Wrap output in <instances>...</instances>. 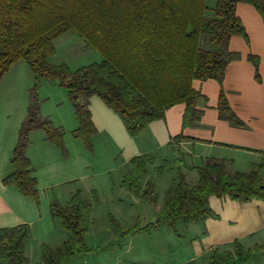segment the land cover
Returning <instances> with one entry per match:
<instances>
[{
  "label": "trees",
  "instance_id": "trees-1",
  "mask_svg": "<svg viewBox=\"0 0 264 264\" xmlns=\"http://www.w3.org/2000/svg\"><path fill=\"white\" fill-rule=\"evenodd\" d=\"M0 0V80L10 66L22 59L34 76L29 92L26 116L22 120L16 143L9 158L10 172L2 179L19 193L37 196V181L26 155L29 133L44 131L64 157L68 156L63 131L39 114L37 88L42 79L58 81L67 89L74 108L77 127L72 131L84 146L92 149L95 127L87 99L98 96L123 121L127 132L135 137L150 121L162 119L164 112L176 103H184L182 127L195 122L200 115L196 101L200 93L192 88L194 79L221 81L227 62V46L232 35L245 36L235 14L238 2L251 4L264 23V0ZM75 31L102 59L71 71L65 63L52 64L54 39L66 30ZM204 37L215 45L204 48ZM257 68V58L249 55ZM257 75V71H256ZM219 116L234 126L242 121L232 111L224 92L218 99ZM183 138L177 135L175 140ZM153 159L145 154L129 160L131 168L121 184L140 200L155 203V183L148 177ZM162 169V166L159 167ZM195 181H188L181 168L164 191L163 204L156 218L141 224L138 218L122 225L111 214L108 220L113 236L108 248L132 233L149 235L159 225L176 232L178 222L217 217L209 207L210 196H228L232 201L252 198L264 201V183L260 174L264 163H256L247 172L226 170V161L205 158L198 166ZM98 202L96 192H92ZM91 202L80 189L71 193L62 205L52 199L49 212L60 221L69 236L57 247L41 243L42 261L35 264H67L72 257L92 251L85 242ZM30 237L28 223L0 227V264H28L25 244ZM264 244L246 248L238 239L232 249L214 247L207 264H246L252 251Z\"/></svg>",
  "mask_w": 264,
  "mask_h": 264
},
{
  "label": "crops",
  "instance_id": "crops-1",
  "mask_svg": "<svg viewBox=\"0 0 264 264\" xmlns=\"http://www.w3.org/2000/svg\"><path fill=\"white\" fill-rule=\"evenodd\" d=\"M235 14L244 28L245 36L230 37L221 81L211 78L192 81V88L200 93L196 101L200 115L191 125L182 127L185 105L176 103L165 110L162 119L150 121L133 137L127 132L120 116L98 96L91 95L87 99V106L95 127L91 136L92 149L94 141L98 139L99 143L113 147L119 157V161H101L99 169L93 168L85 146L77 141L78 138L72 136L71 139L69 135L67 139L63 131L67 147L69 150L71 147L75 149L74 153H68L64 158L46 138L43 130H32L26 155L31 162L32 175L37 181L36 199L22 195L13 185L2 183V179L10 172L9 158L19 126L26 115L27 89L31 87L28 75V71H31L24 65L26 63L19 59L10 66L0 80V227L28 223L30 237L25 244L28 259L29 251L32 250L30 239H36L40 245L46 242L55 248L67 238H60L53 243L60 234L51 232L55 224L49 214L52 199L59 202L64 199L67 202L76 189H80L83 196L85 192L91 195L95 191L99 194L98 198H101L102 189L113 186V172L117 174L116 195L125 198L130 207L143 206V217L137 215L143 223L153 221L163 203L156 200L155 203L148 202L153 207L145 205V201L125 191L120 184L123 175L131 168L129 160L134 156L145 154L153 159L148 165V177L154 180L155 190L157 181L162 178L165 185L170 184L176 167L181 168L188 181H195L197 173L190 167L198 166L208 157L224 159L229 173L247 172L253 164L264 163V23L255 7L248 3L238 2ZM207 42L204 48L214 47L210 41ZM249 55L257 58V68L248 58ZM221 90L232 111L242 121V126H234L219 116L218 99ZM39 112L63 130V119L56 117L55 112L49 114L41 105ZM76 127L77 120L76 125L73 123L69 128L71 135ZM177 135H183V138L175 140ZM163 162L166 164L162 166ZM161 166L162 169L159 168ZM263 174L264 170L260 174L264 183ZM82 183H86L87 187L83 188ZM208 204L217 214L216 218L207 217L185 225L176 224L177 229L184 226L179 233L183 237L185 231L191 248L183 264H196L199 259L209 257L212 248L230 246L235 239L250 249L264 244L263 200L252 198L235 202L228 196H210ZM156 229L162 230L161 225L153 230Z\"/></svg>",
  "mask_w": 264,
  "mask_h": 264
},
{
  "label": "rangeland",
  "instance_id": "rangeland-1",
  "mask_svg": "<svg viewBox=\"0 0 264 264\" xmlns=\"http://www.w3.org/2000/svg\"><path fill=\"white\" fill-rule=\"evenodd\" d=\"M208 3L212 4V0H209ZM207 41H209L207 37L202 39L201 44L203 47L207 45ZM53 43L55 52L49 58V61L52 64L65 63L71 71L93 62H99L102 59L99 52L91 48L75 31L70 29L56 37ZM212 47L213 48L211 49H214L215 45L213 44ZM20 61L25 63L23 60ZM28 73L31 82V87L27 89V97L29 101V92L34 84V76L32 72L28 71ZM37 98L39 100V105H41L44 111H48L49 114H54L55 112L56 117L60 116L63 119L62 131H64L65 138L68 139L70 135L71 139H73V135L70 134L69 128L73 123L76 125V120L74 118V108L68 96L67 89L61 86L58 82L52 83L42 79L37 88ZM77 141L80 143L82 142L80 139ZM63 142L67 153L71 154L75 152L73 147L69 150L65 140H63ZM85 149L88 160L91 161V165L94 169H99L101 161H119L117 151L113 149V147H109V145L106 146L102 144V142L99 143L98 139L94 141V149L88 150L86 147ZM59 153L64 157L60 150ZM166 162H163L162 166L165 165ZM112 178L113 186L111 188L105 186L102 189L103 195L100 193V199L98 198L99 194L96 193L98 202H94L92 193L91 195L88 192L84 193V197L88 199L92 205L89 213V223L85 232V242L92 251L85 256L72 257L67 264H183L182 262H184L185 258L191 253V248L185 231L182 234L183 237H181L179 233L184 229V226H179L178 229L176 227V232H174V230L166 225H161L162 230H152L149 235L132 233L129 236L122 238L117 245H113L109 248L107 247L113 236V230L108 220L109 214L117 219L122 225L132 224L138 216L143 215V206H137L136 208H134V206L130 207L125 198L116 195L117 174L113 172ZM157 182L158 185L155 190L157 201L163 203L164 191L169 184L165 185L163 178ZM82 187L86 188V183H82ZM123 189L127 191L124 187ZM162 189L163 191H161ZM127 192L129 193V191ZM60 202L64 205L66 201L61 199ZM147 203L148 202H145V205H151V207H153V204ZM138 220L141 224L147 223H143V220H141L140 217ZM53 221L55 224L52 226L51 232L56 233V235L60 234L58 237L56 236V239L53 242L55 244V242H58L57 240H60V238L63 237H68L69 234L60 226V221L58 219L54 218ZM178 224L185 225L183 222H178ZM30 244L32 250L30 249L29 251L28 264L41 262L42 253L40 244H38L36 239H30ZM221 249L224 252L231 250L232 245L221 247ZM208 259L209 257L203 260L199 259L198 262L196 261V264H207ZM0 262L3 261L0 260ZM249 263L264 264V250H253L252 258Z\"/></svg>",
  "mask_w": 264,
  "mask_h": 264
}]
</instances>
